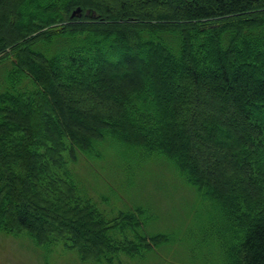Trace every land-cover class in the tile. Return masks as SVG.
<instances>
[{"label":"trees","instance_id":"16d2710c","mask_svg":"<svg viewBox=\"0 0 264 264\" xmlns=\"http://www.w3.org/2000/svg\"><path fill=\"white\" fill-rule=\"evenodd\" d=\"M9 58L1 232L108 264L167 243L81 195L69 163L110 140L212 203L223 264H264V0H0Z\"/></svg>","mask_w":264,"mask_h":264},{"label":"rangeland","instance_id":"374dc122","mask_svg":"<svg viewBox=\"0 0 264 264\" xmlns=\"http://www.w3.org/2000/svg\"><path fill=\"white\" fill-rule=\"evenodd\" d=\"M12 58L0 62V83L12 71ZM97 153L100 156H97ZM81 195L112 218L142 209L149 235H166L168 242L144 250L140 256L120 255L113 264H223L218 233L223 227L198 190L160 157H144L115 141L97 146L93 155L78 154L69 163ZM0 264H108L82 262L62 246L38 247L26 235L0 231Z\"/></svg>","mask_w":264,"mask_h":264},{"label":"water","instance_id":"95a60500","mask_svg":"<svg viewBox=\"0 0 264 264\" xmlns=\"http://www.w3.org/2000/svg\"><path fill=\"white\" fill-rule=\"evenodd\" d=\"M83 12L81 8L76 9L72 14H71V18H80L82 16Z\"/></svg>","mask_w":264,"mask_h":264}]
</instances>
